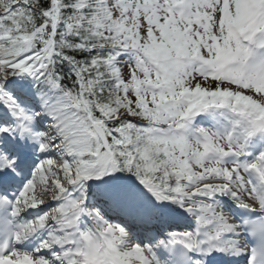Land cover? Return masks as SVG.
<instances>
[{"label": "snow or ice", "instance_id": "snow-or-ice-1", "mask_svg": "<svg viewBox=\"0 0 264 264\" xmlns=\"http://www.w3.org/2000/svg\"><path fill=\"white\" fill-rule=\"evenodd\" d=\"M0 264H264V0H0Z\"/></svg>", "mask_w": 264, "mask_h": 264}]
</instances>
